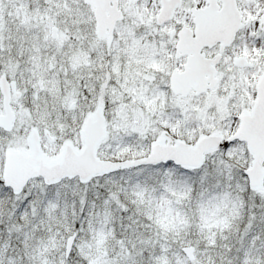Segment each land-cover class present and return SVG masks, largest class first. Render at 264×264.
Instances as JSON below:
<instances>
[{
    "label": "snow or ice",
    "instance_id": "snow-or-ice-1",
    "mask_svg": "<svg viewBox=\"0 0 264 264\" xmlns=\"http://www.w3.org/2000/svg\"><path fill=\"white\" fill-rule=\"evenodd\" d=\"M0 264H264V0H0Z\"/></svg>",
    "mask_w": 264,
    "mask_h": 264
}]
</instances>
